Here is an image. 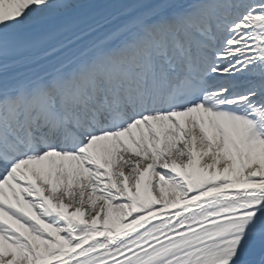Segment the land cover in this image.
I'll return each mask as SVG.
<instances>
[{"label": "snow or ice", "instance_id": "snow-or-ice-1", "mask_svg": "<svg viewBox=\"0 0 264 264\" xmlns=\"http://www.w3.org/2000/svg\"><path fill=\"white\" fill-rule=\"evenodd\" d=\"M0 264H264V0H0Z\"/></svg>", "mask_w": 264, "mask_h": 264}]
</instances>
